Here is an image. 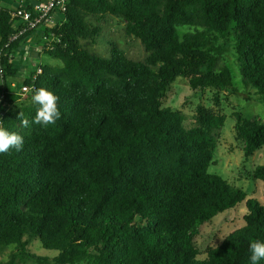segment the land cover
<instances>
[{"label":"trees","instance_id":"16d2710c","mask_svg":"<svg viewBox=\"0 0 264 264\" xmlns=\"http://www.w3.org/2000/svg\"><path fill=\"white\" fill-rule=\"evenodd\" d=\"M11 11L0 7V47L14 33ZM105 16L124 22L144 60L114 44L106 57L89 49ZM30 33L6 49L3 90L18 74L8 55ZM43 34V53L60 65L39 64L15 84L31 89L27 103L7 93L0 104L2 126L24 137L21 151L0 154V247L14 245L0 264L20 262L34 240L56 252L52 264H251L250 241H264V200L208 171L225 116L200 103L185 128L162 99L181 77L218 104L220 93L239 92V79L246 100L264 103V0H67ZM41 87L59 97L61 117L25 128L18 114L32 120ZM233 117L248 159L264 147V118ZM251 176L264 181V166ZM240 203L241 225L201 250V224Z\"/></svg>","mask_w":264,"mask_h":264},{"label":"rangeland","instance_id":"374dc122","mask_svg":"<svg viewBox=\"0 0 264 264\" xmlns=\"http://www.w3.org/2000/svg\"><path fill=\"white\" fill-rule=\"evenodd\" d=\"M7 4L10 9L15 8L17 5L14 2ZM99 25L102 35L100 34L95 43L88 45L90 50L106 57L109 54V44H114L116 48L124 53L126 58L132 61L144 60L147 53L139 40L127 37L124 34V22L121 19L105 16L100 20ZM44 46V40L41 38L34 40L31 52H29V58L33 59V66L35 67L39 64L48 66L60 65L59 61L43 53ZM226 60L235 69L229 55H227ZM30 68L31 66L28 67V69ZM13 79L20 83L22 78L15 77ZM236 85L239 90L237 94L220 93L218 95V104H215L212 100L213 93L211 91H205L203 94L194 93L190 90L187 81L178 77L166 91L162 99V106L179 111L183 116L185 128L193 126L195 109L200 103L211 108L214 112L223 114L225 121L223 127L216 135V149L213 162L209 166L208 171L219 175L230 186L242 189L248 198L262 201L264 200V181L253 179L251 175L255 166H264V147L256 150L248 159L244 158L241 143L235 138L233 113L239 111L244 117L258 116L264 118V103L259 102V98L253 95L251 100H246L249 95L247 93L248 89L241 85L239 79L236 80ZM18 90L19 88H14L15 92L9 93L8 96L14 97L13 100L16 103H27L29 94L21 97L18 95ZM18 96L19 98L15 99ZM244 211L245 206L240 203L234 209L218 214L212 221L202 223L196 236V242L201 250L205 249L207 245L218 244L228 232L238 228L242 223ZM11 251H14V245L0 247V262H8ZM55 255V251L43 249L39 242L34 240L26 248L25 254L22 256L24 259H21L20 262L15 260L12 264H52L50 260Z\"/></svg>","mask_w":264,"mask_h":264},{"label":"built area","instance_id":"2783aa9c","mask_svg":"<svg viewBox=\"0 0 264 264\" xmlns=\"http://www.w3.org/2000/svg\"><path fill=\"white\" fill-rule=\"evenodd\" d=\"M67 0H24L19 6L10 12V20L14 33L9 37L7 43L0 47V81L3 76L2 58L6 55V49L9 44L21 36L29 32H35L39 28H49L54 26L59 19H63L66 11ZM45 46L48 45L47 37L43 34ZM44 46V47H45ZM11 62L14 55H8ZM37 73L40 69L37 68ZM12 86L15 87V84ZM31 89L27 86H21L18 90V95L21 97L27 96ZM6 90H2L0 94V104Z\"/></svg>","mask_w":264,"mask_h":264},{"label":"clouds","instance_id":"9594fccd","mask_svg":"<svg viewBox=\"0 0 264 264\" xmlns=\"http://www.w3.org/2000/svg\"><path fill=\"white\" fill-rule=\"evenodd\" d=\"M31 101L35 105H38L35 115L32 120L29 121V119L25 118L23 113L20 112L17 119H20L21 126L27 128L31 124H35L47 127L55 124L61 117V112L58 107L59 97L47 88L41 87L36 89L31 96ZM23 146V135L18 132L6 130L2 126V120H0V154L9 152L11 149H15L19 152L23 149ZM249 253L251 264H259L260 261L264 260V241H250Z\"/></svg>","mask_w":264,"mask_h":264},{"label":"crops","instance_id":"0c3cea01","mask_svg":"<svg viewBox=\"0 0 264 264\" xmlns=\"http://www.w3.org/2000/svg\"><path fill=\"white\" fill-rule=\"evenodd\" d=\"M11 2H14L17 6H19L22 2H24V0H0V7L1 6H5L7 7L8 4L6 5V3H11ZM5 3V4H4ZM15 7V8H16ZM15 8H12L11 10L15 9ZM43 31H44V28H39L37 31L35 32H31L30 35L26 36L22 41L21 43L19 44V48L17 51H15L13 53L14 55V59L12 61V63L15 65V68L18 69V74L16 76L17 77H20V78H24L25 76H27V72H28V67L31 66V68H33L34 64L32 63V58H29V52H31V46L32 44H34V40L36 39H44L43 37ZM36 67V66H35ZM27 73V74H26ZM20 79V80H22ZM18 83V81H15L14 79H11V81L9 82L8 86H7V92L8 94L10 93H14V88H16V85L15 87L12 86L13 84H16ZM0 85H1V81H0ZM3 88H2V85H1V91H0V94L2 92Z\"/></svg>","mask_w":264,"mask_h":264}]
</instances>
